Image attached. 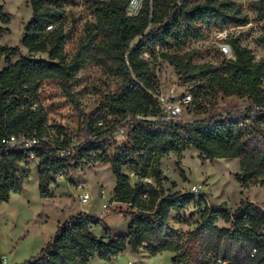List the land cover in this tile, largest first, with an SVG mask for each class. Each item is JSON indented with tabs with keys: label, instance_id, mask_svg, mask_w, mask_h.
Masks as SVG:
<instances>
[{
	"label": "trees",
	"instance_id": "trees-1",
	"mask_svg": "<svg viewBox=\"0 0 264 264\" xmlns=\"http://www.w3.org/2000/svg\"><path fill=\"white\" fill-rule=\"evenodd\" d=\"M65 2L29 0L31 16L19 43L14 47L0 44V60L6 64L0 70V145L10 136L37 141L25 150L0 146V204L23 192L29 153L35 154L42 198L50 195L47 185L53 175H69L89 162H98L110 168L114 201L127 205L125 210L117 207L110 212L122 214L128 228L126 235H112L104 228L105 235L98 238L91 228L100 218L85 215L77 222L80 214L71 216L58 225L40 252L23 264H89L95 257L110 262L127 249L132 255L143 251L156 257L164 252L178 253L184 245L191 254L199 255L203 264L210 255L229 264H264V205L244 200L232 214L205 207L197 227L183 243L177 236L164 234L169 214L180 212L194 200L178 193L164 195L161 160L169 154L180 156L193 149L202 163L236 159L238 172L233 177L242 189L264 186V60L254 61L250 50L236 39H229L234 59L219 58L216 65L196 63L204 52L187 49L189 42L202 40L212 31L247 24L241 5L234 0H145L136 16H128L127 0H92V19L83 23L68 58ZM248 9L264 19V0L250 2ZM0 21L9 23L6 16ZM2 30L6 29L0 25ZM256 42L264 46V31ZM157 46L159 57L173 68L179 81L194 85L189 106L198 99L218 96L245 98L248 104L191 122L151 120L161 116L154 97L158 83L142 55H153ZM21 48L28 56L12 63L10 58ZM36 54L46 58H35ZM90 66L120 79L121 85L88 114L79 109L71 86ZM44 82L58 83L77 118V144L64 157H58L52 146H69L72 136L63 127L48 124L38 95ZM100 120L103 126H98ZM120 124L126 131V144L116 148L112 136ZM53 128L56 132L51 134ZM126 172L133 174L136 182L131 184ZM147 177L153 186L143 183ZM218 219L229 227L218 228Z\"/></svg>",
	"mask_w": 264,
	"mask_h": 264
},
{
	"label": "rangeland",
	"instance_id": "rangeland-1",
	"mask_svg": "<svg viewBox=\"0 0 264 264\" xmlns=\"http://www.w3.org/2000/svg\"><path fill=\"white\" fill-rule=\"evenodd\" d=\"M201 2L202 0H197ZM241 5L242 11L247 15L248 23L243 26L231 27L229 39H236L244 48L250 50L254 61L264 60V46L256 42V38L264 31V19L248 9V4L255 0H234ZM92 0H66L64 10L68 21L64 30L69 32L66 40V54L70 58L74 52V40L81 34L84 22L92 19L90 4ZM6 16L8 24L0 25L5 31L0 32V44L14 47L23 32L24 24L31 16L29 0H0V17ZM28 56L27 51H21L10 61L14 63L18 58ZM35 58H46L44 54H36ZM145 58V55H142ZM211 62L216 65L219 57L212 49L206 50L196 60V63ZM6 67L4 59L0 60V70ZM160 82L157 81L155 94L163 93L170 96V88H175L174 99L177 100L182 91L194 87L191 83H182L175 75L173 68L165 63L161 65ZM121 85L120 79L105 75L101 69L94 66L81 71L76 81L71 86L72 96L80 110L91 113L103 102V100L117 92ZM191 93L192 100H194ZM40 96L47 111L49 125L61 126L69 134H77V118L74 107L61 92L57 82H44L40 86ZM248 101L235 97L216 99H198L192 106L186 108L180 117L181 121H193L213 114H225L229 111L244 108ZM56 130L53 128L52 133ZM177 162L179 164L177 165ZM37 161L32 158L24 166L29 175L21 194H13L6 203L0 204V256L6 257V264H23L32 257L42 239L51 233L58 220L64 215H70L74 211L78 213L81 205L76 199V190L73 182H60L50 191L48 197L42 198L38 193V177L36 172ZM161 184L164 195L170 196L178 193L183 196H192L189 193L191 185L202 183L205 194L185 206L180 212H171L167 219L164 234L170 238L177 236L183 243L192 233L200 221L201 204L213 211H227L232 214L241 201H249L257 205H264V186L242 189L235 181L233 175L238 172V160H213L202 163L200 155L193 149H188L182 155L169 154L161 160ZM130 183L136 182L133 174L126 172ZM72 181L80 180L86 183L91 200L85 207L93 214H99L104 210V204H110L108 213L100 223L93 227V233L103 237L104 228L112 235H126L128 222L120 213H112L117 207L113 204L114 178L110 168L98 162H89L76 172L69 174ZM103 189L105 198L98 194ZM74 214H77V213ZM73 214V215H74ZM94 216V215H92ZM61 224V223H60ZM218 228H228L223 220L216 222ZM92 229V228H91ZM96 236V237H97ZM131 260L135 264H203L199 255L191 254L187 245H184L178 253L164 252L156 257H149L143 251L137 255L130 254L127 249L122 254L105 262L99 258L93 259L90 264H126Z\"/></svg>",
	"mask_w": 264,
	"mask_h": 264
},
{
	"label": "built area",
	"instance_id": "built-area-1",
	"mask_svg": "<svg viewBox=\"0 0 264 264\" xmlns=\"http://www.w3.org/2000/svg\"><path fill=\"white\" fill-rule=\"evenodd\" d=\"M151 1V0H150ZM145 0H127L125 4V12L128 16H136ZM48 30L50 27L47 28ZM230 28L223 29L220 31H212L206 38L198 41H191L187 45V49H197L201 50L203 52H206L209 48L214 50L219 58L221 59H234V54L231 48V45L229 43V35H230ZM160 52V47L157 46L155 48V53L148 54L145 53V60L149 63L152 74L154 75V78L156 81L160 82V74L161 71V65L163 61L159 57L158 53ZM170 96H165L163 93H157L154 95V97L158 100V103L161 108V116L159 118H151V120H163V121H179L181 120L180 117L182 116L184 110L191 104L192 97L191 92L188 90L182 91L181 96L179 99L175 100V88L172 87L169 90ZM39 100L42 103V106L44 110L46 111V108L43 104V100L40 96V89L38 92ZM37 106V102L32 105V109H34ZM109 120H111V117H108ZM191 122V121H189ZM104 121L100 120L98 122V126H103ZM122 124V123H121ZM121 124L117 126L116 132L112 136V143L116 148H121L126 144V131L123 127H121ZM36 139L33 137L27 138L25 136H10L6 137L3 140H1V147L3 148H16L18 150H25L31 147L36 143ZM77 144L76 135L72 136L71 138V144L69 146H66L64 148H58L54 145L52 146L55 151L56 155L58 157H64L69 155L72 151L74 146ZM29 157L35 158L34 153H29ZM143 183L145 185L153 186V180L151 178H144ZM60 182H73V188L76 190V199L78 200L79 204L84 207L87 206L91 200L90 192L87 190L86 183L80 180L72 181L69 175H66L64 173H57L52 176L51 180L49 181L47 185V189L49 191H52L56 185ZM189 193L192 196H202L205 194L204 191V185L202 183H196L190 186ZM98 194H100L101 197L105 198V193L103 189L98 190ZM143 198H146L144 195ZM113 204L116 205V207H121L123 210L127 208V205H120L114 201V196L112 195ZM110 204L107 202L104 204V213H108ZM205 205L201 204V211L205 209ZM208 208V207H207ZM80 216L77 218V222L81 221V218L85 215H89L87 212H80L78 213ZM77 215V214H76ZM96 217V216H93ZM96 218H100L101 216H97ZM68 219V218H67ZM7 260L6 257L0 256V264H6ZM126 264H135L131 260H128ZM207 264H229L227 260L222 259L220 256H214L210 255L207 260Z\"/></svg>",
	"mask_w": 264,
	"mask_h": 264
},
{
	"label": "crops",
	"instance_id": "crops-1",
	"mask_svg": "<svg viewBox=\"0 0 264 264\" xmlns=\"http://www.w3.org/2000/svg\"><path fill=\"white\" fill-rule=\"evenodd\" d=\"M114 181V180H113ZM113 187H114V185H113ZM38 193H39V191H38ZM85 207L86 206H84V207H81V209L78 211V213H80V212H87L89 215H94V216H101V219L106 215L103 211L101 212V213H99V214H93V213H91V212H89L88 210H86L85 209ZM76 211H74L72 214H70V215H64L65 217L64 218H62L61 220H58L57 222H56V225H55V227L53 228V230L51 231V233H49L48 235H46L43 239H42V241L39 243V245H38V247H37V250H36V252H35V255H37L39 252H40V250L42 249V247L49 241V239L54 235V233H55V231H56V229H57V227H58V225L60 224V223H62L63 221H65L67 218H69V217H71V216H74V215H76V214H74ZM77 213V212H76ZM77 213V214H78ZM74 214V215H73ZM127 222H128V220H127ZM91 232L93 233V227H92V229H91ZM94 234V233H93ZM95 235V234H94ZM95 236H97V235H95ZM98 237V236H97ZM95 258H98V257H95ZM94 258V259H95ZM90 264V263H89ZM106 264H110V263H106Z\"/></svg>",
	"mask_w": 264,
	"mask_h": 264
}]
</instances>
